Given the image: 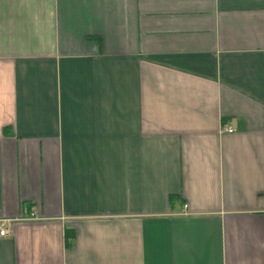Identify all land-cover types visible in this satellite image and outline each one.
<instances>
[{
    "label": "crops",
    "instance_id": "obj_1",
    "mask_svg": "<svg viewBox=\"0 0 264 264\" xmlns=\"http://www.w3.org/2000/svg\"><path fill=\"white\" fill-rule=\"evenodd\" d=\"M1 219L0 264H264V0H0Z\"/></svg>",
    "mask_w": 264,
    "mask_h": 264
},
{
    "label": "built area",
    "instance_id": "obj_2",
    "mask_svg": "<svg viewBox=\"0 0 264 264\" xmlns=\"http://www.w3.org/2000/svg\"><path fill=\"white\" fill-rule=\"evenodd\" d=\"M226 131L229 133L234 132L232 127H229L228 129H226ZM186 208H187V206H186ZM10 222H11V220H5V219L0 220V236L1 237L9 235V230L7 228V224Z\"/></svg>",
    "mask_w": 264,
    "mask_h": 264
}]
</instances>
